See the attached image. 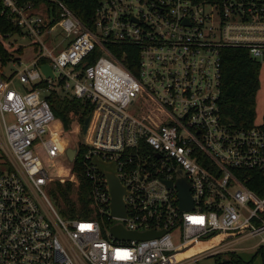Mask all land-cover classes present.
Instances as JSON below:
<instances>
[{
    "label": "built area",
    "instance_id": "built-area-1",
    "mask_svg": "<svg viewBox=\"0 0 264 264\" xmlns=\"http://www.w3.org/2000/svg\"><path fill=\"white\" fill-rule=\"evenodd\" d=\"M0 13L16 27L0 32L8 63L36 55L0 78V264H198L247 240L264 264V196L249 186L264 179V126H232L220 104L224 50L264 64V0H0ZM52 92L89 108L87 133L65 130ZM96 158L115 164L123 218ZM58 189L80 214L60 213ZM117 222L157 235L118 240Z\"/></svg>",
    "mask_w": 264,
    "mask_h": 264
},
{
    "label": "trees",
    "instance_id": "trees-1",
    "mask_svg": "<svg viewBox=\"0 0 264 264\" xmlns=\"http://www.w3.org/2000/svg\"><path fill=\"white\" fill-rule=\"evenodd\" d=\"M69 5L74 10L77 8L76 6H81L84 10L90 8L88 1L69 2ZM81 12H78L80 17L86 19L88 12L84 11L85 14H81ZM15 30L16 27L9 21L8 15L0 13V32L6 34ZM21 52V50L18 51V53ZM10 57L11 55L0 43V63L7 64ZM222 57L223 83L220 104L224 121L235 127L251 128L255 124L257 116L256 99L260 90L259 79L262 66L259 62L253 61L245 50L227 49L223 51ZM46 63H48L47 60H41L39 64ZM41 86L43 84H38L35 87ZM48 100L54 114L62 121L66 131L72 130L76 122L84 124L85 118L91 114L89 108L82 101L57 92H52L48 96ZM73 169L81 174L78 164H75ZM255 177L257 182L251 183L249 186L259 195L264 196V179L258 174ZM50 196L56 201L58 210L64 217L74 218L81 213L76 203L69 198L66 190L58 189L50 193ZM229 257L228 262L224 264H253L252 261L245 262L234 253Z\"/></svg>",
    "mask_w": 264,
    "mask_h": 264
},
{
    "label": "water",
    "instance_id": "water-1",
    "mask_svg": "<svg viewBox=\"0 0 264 264\" xmlns=\"http://www.w3.org/2000/svg\"><path fill=\"white\" fill-rule=\"evenodd\" d=\"M40 70L46 79H55V74L49 64L42 65ZM90 123V116L86 117L83 124V133H87ZM69 158L72 160L75 152L73 150L68 151ZM95 162L97 166L100 167L101 171L106 177L107 184L109 187V193L111 196V211L113 216L117 218H123L126 216L125 212V202L124 195L126 193L125 188L120 184L116 176V167L115 164H111V167L106 166V163L101 159L96 158ZM171 186V184L169 185ZM180 189V198H181V207L182 209H192L193 202L191 200L190 192L188 186L184 181H180L178 184ZM111 234L114 238L118 240H146L153 238L157 235L155 232H143V233H134L129 232L124 228L122 222H117L111 228Z\"/></svg>",
    "mask_w": 264,
    "mask_h": 264
},
{
    "label": "rangeland",
    "instance_id": "rangeland-1",
    "mask_svg": "<svg viewBox=\"0 0 264 264\" xmlns=\"http://www.w3.org/2000/svg\"><path fill=\"white\" fill-rule=\"evenodd\" d=\"M23 42V41H21ZM28 42V41H27ZM26 41V45H28ZM34 49L29 47L24 51V54L22 55V62L23 65H18V64H12V63H7V64H2L0 63V78H9L12 76L13 73L21 71L22 69L25 68L26 65L30 64L32 59L35 58V53L33 51ZM260 90L257 94V99H256V121L255 124L256 126H261L264 121V64L262 66L261 72H260ZM15 85L17 88L20 90L25 88H28V85H22L19 83L18 80H15ZM7 121L10 122L11 118L7 116ZM74 128V127H73ZM65 142H68L69 140L74 141L75 136L72 134H68L64 137ZM38 153L42 160H46L47 157L45 153L41 150L38 149ZM106 166L111 167V164H106ZM256 244V240H247L243 241L241 244L236 246V255L240 257L242 260L245 262H250L252 261L253 264H263V259L260 253H257V250H250L251 247H253ZM230 256V255H229ZM228 255H221L218 257H212L208 259L201 260L198 264H224L229 260Z\"/></svg>",
    "mask_w": 264,
    "mask_h": 264
}]
</instances>
